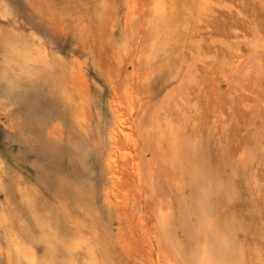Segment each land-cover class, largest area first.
Wrapping results in <instances>:
<instances>
[{
  "label": "rangeland",
  "instance_id": "rangeland-1",
  "mask_svg": "<svg viewBox=\"0 0 264 264\" xmlns=\"http://www.w3.org/2000/svg\"><path fill=\"white\" fill-rule=\"evenodd\" d=\"M158 1L0 0V73L25 84L13 93L0 86V163L11 185L36 190L38 215L63 180L67 194L81 196V208L65 200L72 214L84 219V210L99 235L108 230L116 264H180L160 223L189 197L172 168L182 169L185 151L201 154L233 186L220 213L241 223L238 264H264V0H169L180 21L165 28L156 24ZM48 31L63 35L55 52L41 38ZM161 43L165 51H157ZM20 50L32 59L17 58ZM114 88L124 111L132 101L142 108L132 120L141 181L136 194L125 183L106 184L110 208L102 189ZM68 90L75 95L64 106Z\"/></svg>",
  "mask_w": 264,
  "mask_h": 264
},
{
  "label": "bare ground",
  "instance_id": "bare-ground-1",
  "mask_svg": "<svg viewBox=\"0 0 264 264\" xmlns=\"http://www.w3.org/2000/svg\"><path fill=\"white\" fill-rule=\"evenodd\" d=\"M180 7L182 9L185 8L182 5L179 6V9ZM177 9L176 5L171 4L169 0H159L156 6L157 26L160 25L165 28L178 23L180 16H178L179 13L177 14L179 12ZM176 10L177 12H175ZM166 48L167 44L161 43L157 51H165ZM17 52L19 53L17 58L20 60L21 58L32 59L30 57L28 59L26 50H22V55L21 50ZM8 53L10 54V52ZM37 58L39 57H34L33 60ZM24 62L22 61L20 66L23 68V72L28 75L30 71H27L28 68H25ZM209 65L211 66V64ZM71 70L74 73L78 72L77 67L71 68ZM43 77L40 82L45 85L47 80L45 75ZM75 91L76 89L73 90V92ZM112 91L113 102L111 106L114 114V126L110 131V150L105 160V187L102 189L103 202L110 208H112V203L110 204L107 200L110 194L108 184L116 183L122 185V183H125L132 190L131 192L136 194L139 191L136 183L141 181L138 178L140 175L138 177L136 175L138 167L136 168L135 160L137 159L135 157L137 156L134 153L135 151H133L136 136L133 134L135 126L134 128L132 127V120L140 115V109L142 108L135 106L132 100L136 97H133L129 99L132 102H129L128 110L124 111L123 106L121 107L118 102L117 89L114 88ZM62 93L61 104L69 106L71 104L70 97L75 94L70 93L69 90ZM81 119L82 122L85 121L84 116ZM122 141H124V144L127 143L128 146L126 144V147L124 145L125 148H123ZM48 148L46 149L50 152L51 157L56 159L60 157L61 151L56 148V145L48 146ZM85 149L88 150V147L85 146ZM120 156L125 162L124 165H121ZM180 158L182 169L179 167V172L177 167H174L170 175L172 176L171 178H174V182L181 184L180 187L189 189V197L185 199V208L179 210L178 216L166 218L160 223V229L167 240L168 252L180 264H238L243 257L242 252L244 250V246L236 239V233L241 223L234 221L229 215L220 213V204L230 199L233 186L230 185V181L225 180L223 182L219 170L211 168L203 155L199 154L197 156L185 151L181 153ZM80 163L85 168L86 163L82 158H80ZM63 182V180L57 182L55 196L53 194L50 204L41 206L40 215H38L35 210L37 203H35L36 200L34 199L36 198V190L34 189L31 192V190L22 189L18 184L11 185L0 163V191L3 193V199L2 201L0 200V261L2 263L116 264L113 259V250L111 249L113 240L107 233L108 230L103 226V230L105 229L106 231L99 235L97 222L84 210V219L72 214V211L66 206L68 203L65 200H74L75 204L79 205L76 197L81 198V196L73 191L71 194H67L68 192L64 189L66 184ZM128 193L126 192V194ZM212 194L216 198H213ZM136 197L134 200H136ZM121 200L125 205V197L124 200ZM124 205L123 208H125ZM213 217H216L221 223L218 228L215 227ZM125 218L128 217L125 216ZM120 241L122 246L131 247L127 241H122V239Z\"/></svg>",
  "mask_w": 264,
  "mask_h": 264
},
{
  "label": "snow or ice",
  "instance_id": "snow-or-ice-1",
  "mask_svg": "<svg viewBox=\"0 0 264 264\" xmlns=\"http://www.w3.org/2000/svg\"><path fill=\"white\" fill-rule=\"evenodd\" d=\"M41 38L44 40L46 45H51L53 52H55L60 40L63 38L62 33L58 31H48L41 33ZM0 86L3 87L9 93L21 92L25 88V84L19 78H14L10 76L7 72L0 73ZM21 143H25L21 140ZM28 144H31V140H27Z\"/></svg>",
  "mask_w": 264,
  "mask_h": 264
}]
</instances>
